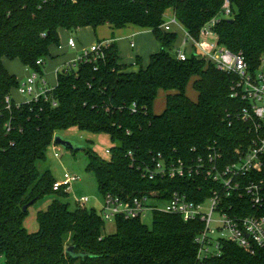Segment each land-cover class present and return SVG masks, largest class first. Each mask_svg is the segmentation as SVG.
<instances>
[{"label":"trees","instance_id":"obj_1","mask_svg":"<svg viewBox=\"0 0 264 264\" xmlns=\"http://www.w3.org/2000/svg\"><path fill=\"white\" fill-rule=\"evenodd\" d=\"M225 1L0 0V124L11 119L13 125L11 133H0V253L5 264H264V251L253 255L229 242L222 243L219 257L200 261L195 238L204 224L161 212L153 214L151 226L118 217L116 233L107 236L97 210L57 199L39 212L37 232L24 228L29 208L42 198L68 196L64 189L53 190L55 179L51 172L41 174L38 163L45 160L55 135L71 129L106 135L118 143L109 160L85 150L87 170L95 175L103 197L127 200L161 192L159 198L167 199L179 192L201 202L210 196L215 185L202 177L151 181L142 171L159 156L195 162L212 145L231 158L253 136L252 124L237 118L245 104L230 97L234 76L195 53L178 60L171 55L178 34L162 29L164 15L173 10L189 36L199 40L202 28L221 16ZM229 1L233 15L220 17L218 45L242 53L256 70L264 58V0ZM107 25L151 30L161 50L151 55L146 68L134 72L111 42L103 48V58L59 71L47 100L7 108L6 97L20 83L4 59L19 60L41 73L36 63L60 46V30L73 33ZM192 80L197 102L186 94ZM160 91L168 93L166 108L156 115L153 107ZM71 246L90 257L72 259L66 254Z\"/></svg>","mask_w":264,"mask_h":264},{"label":"built area","instance_id":"obj_2","mask_svg":"<svg viewBox=\"0 0 264 264\" xmlns=\"http://www.w3.org/2000/svg\"><path fill=\"white\" fill-rule=\"evenodd\" d=\"M70 1L76 3L79 0ZM232 15L230 1L226 0L220 17L230 19ZM220 17H215L202 28L199 40L193 39L185 31L184 48L177 49L176 57L180 61H186L192 54H188L185 47L191 45V51L198 58L205 59L215 64L218 70L234 76L230 97L245 104L237 112V118L252 124L253 136L249 144L236 148L231 158L225 157L219 147L212 145L209 153L195 162L166 160L159 156L154 159L152 167L143 169L142 177L151 181L165 182L195 177L210 181L215 187L211 188L210 196L201 202L190 200L187 194L179 192H173L167 199L159 198L161 192H153L154 196L146 194L127 200L107 194L98 210L104 221L118 217L143 221L149 215L153 217L155 212L177 215L185 222L201 221L204 224L203 229L195 238L200 261L219 257L224 242L234 243L253 255L264 251V58L259 67L252 70L242 53L233 54L220 47L215 30ZM164 18L166 22L162 29L165 32H173L172 27L180 24L174 12L171 17L165 14ZM109 44L99 43L83 49L76 63L64 69H74L79 63L92 57L95 60L97 57L103 58L102 50ZM68 47L76 49V40L73 37L69 39ZM45 62L46 60L40 59L36 63L41 73L28 68V78L15 89L22 97H29L24 103L48 99L53 88L48 87L42 74ZM6 103L8 109L13 105H20L13 100L12 94L6 97ZM12 130L11 119L0 124V133L9 134ZM107 154H111V149L107 150ZM55 156L59 157L57 153ZM78 180V177L65 173L63 181H56L53 190L66 191ZM89 202L88 198L83 197L77 204L86 208ZM90 208L87 209H94ZM3 258L0 253V261Z\"/></svg>","mask_w":264,"mask_h":264},{"label":"rangeland","instance_id":"obj_3","mask_svg":"<svg viewBox=\"0 0 264 264\" xmlns=\"http://www.w3.org/2000/svg\"><path fill=\"white\" fill-rule=\"evenodd\" d=\"M170 13H172L170 12V10L166 12L167 15H170ZM178 26H181L184 29L182 25L178 24ZM133 27L135 26H131V28L128 29L126 28H124L123 30L120 29L119 32H116V36L122 37V43L121 46L119 47V53H121V55H124L126 52H129L131 50L130 49L128 51L129 43L127 41L128 37H126L127 34L130 31H133L136 34L142 33L141 36L137 38L129 39V42L135 41L136 43V49L134 52L131 51V53H133L134 55L139 54L141 57V59L139 60L137 59L136 61L137 65L136 64L130 65L129 70L139 71L141 68L147 67V60H148L147 56L159 52L161 48H159L158 41L156 40L155 36L151 31L137 30L136 29L137 27L135 28ZM102 29L103 28H101V32L98 29L99 30L98 36H100V38H102L101 37L102 33H106L107 31L105 30L107 28H104L103 30ZM172 30L173 32L178 33L177 43L174 49L171 51V55L176 56L177 49L179 47L184 48L183 47V43L185 39L183 34L184 31L180 30L176 25L172 27ZM66 32L67 33L61 36V40H60L61 48L68 39V37H70V35L73 36L75 40L78 38L83 42L84 44L83 49H86L87 47H88L87 49H89L91 46L90 44L96 42L98 39V37H96L95 35V30L91 27L82 28L80 31L77 32L74 31L73 33L67 30ZM55 49L58 50V48H53L52 51ZM185 49L187 50L188 54L190 53L193 54V52L191 51V45H187ZM54 53H56V51ZM73 54L76 55L75 52H72L69 49L64 48V51L58 53V56L55 57L54 59L52 58L45 59L46 60L45 67L48 70L49 74L50 71L52 73V71H54L61 63L65 61L64 58L66 60L72 59L74 57ZM74 69L77 70V67H75ZM52 81H53V76H50L48 78L49 88H51V86L53 85ZM193 82L194 80H192L187 86L186 93L187 96L193 102H197L198 93L195 91L193 87ZM13 91H14L13 94L12 93L11 94L17 95L18 92L16 90ZM167 94H168L167 92L161 91L160 94L158 95L153 107V111L156 115H160L164 112L166 108ZM21 98L28 99L29 97H21ZM57 136H60L64 140L71 141L72 143H74L75 148L78 149V151L74 153L72 150H68L63 146L55 145L54 143H52L47 150L45 160L38 163V170L40 171L41 174H44L45 172H51L53 178L57 182L63 181L65 173H70L78 177L79 180L73 183L70 186V188L66 189L65 192L68 193V196L60 197L57 194L47 195L44 198H42L38 203H36L34 206L29 208L28 214L24 219V228L29 233L37 232L39 230L38 214L39 212H45L54 200L59 199L64 203H69L71 207H75L79 199L86 197L90 201L89 204L86 205V208L91 209L90 207H92L97 211L101 208L104 202V197L99 191V187L95 175L87 170V167L89 165V157L86 154L85 150L91 149L103 159L109 160L110 155L107 154V150L118 145V143H113L110 137L106 135H98L89 132H83L78 129H73V130L71 129L66 132L65 131L59 132L55 135V138ZM56 153L59 155L58 158L55 156ZM160 205H163V203H160ZM143 222L146 225L151 226L152 216L149 215L147 218L143 220ZM116 230H117V226L115 220L105 221L104 231H103L104 235L107 236L113 235L116 233ZM218 236H221V234H219ZM0 264H5V258H3L0 261Z\"/></svg>","mask_w":264,"mask_h":264},{"label":"crops","instance_id":"obj_4","mask_svg":"<svg viewBox=\"0 0 264 264\" xmlns=\"http://www.w3.org/2000/svg\"><path fill=\"white\" fill-rule=\"evenodd\" d=\"M170 12H172V13H170V15H168L169 17H171L172 16V14H173V11H171L170 10ZM177 26V25H176ZM180 30H182V31H184V38H185V36H186V32H185V30L181 27V26H177ZM101 28H107V29H105V30H107L106 31V33H102V35H101V37L102 38H100V36H98V32H99V30H100V32H101ZM128 28H131V26H128V27H126V29H128ZM133 28H135V27H133ZM99 29V30H98ZM98 29H96L95 30V35H96V37H98V39H97V41L96 42H94V43H92V44H90L91 46L90 47H92V46H94V45H96V44H99V43H111V42H115L116 44H117V47H118V50H119V47L121 46V43H122V37H117L116 36V32H119V30H116V29H113L111 26H102V27H99ZM102 29V30H103ZM137 30H148V29H141V28H136ZM81 30V29H80ZM80 30H78V31H80ZM121 30H123V29H121ZM130 31V30H129ZM148 31H151V30H148ZM137 32H140V31H137ZM152 32V31H151ZM60 40H61V36H63L65 33H67L66 32V30H60ZM175 33H177V32H175ZM142 34V33H141ZM141 34H136L135 32H133V31H130L128 34H127V36L126 37H128V39H127V41H128V43H129V45H128V51L129 52H126L124 55H121V53H119L120 54V58L122 59V63L123 64H126V65H134V64H136V61H137V58L139 57L140 59H141V57H140V55L139 54H136V55H134L133 53H131V51L132 52H134L135 51V49H136V43H135V41H132V42H129V39H134V38H137V37H139V36H141ZM178 34V33H177ZM73 36H71L70 35V37H68V39L66 40V42L64 43V45L62 46V48H61V44H60V46H58V47H54V48H58V50L57 49H55V50H53L52 51V49H51V52H50V57H48L49 59L50 58H52V59H54L55 57H57L58 56V53H61L62 51H64V48H67V49H69L70 51H72V52H75L76 53V55H74L73 54V58L72 59H68V60H66L65 58H64V62L63 63H61L54 71H52V73H51V71H50V74H49V72H48V70L46 69V67L44 66V68H43V72H42V74H43V77H44V79H45V81H46V83L49 85V82H48V78L50 77V76H53V81H52V83H53V85L51 86V88H54L55 86H56V84H57V74H58V72L59 71H61L62 69H64V67H67V66H71V65H74L75 63H76V61H77V59H78V57H79V55L81 54V51L83 50V48H84V44H83V42L80 40V39H76V49H71L70 47H68V42H69V39L70 38H72ZM125 41V40H124ZM127 43V44H128ZM177 43V42H176ZM132 45H134V46H132ZM158 45H159V48H161V46H160V44H159V42H158ZM88 48V47H87ZM86 48V49H87ZM180 48V47H179ZM56 51V53H54ZM155 51H158V50H155ZM138 55V56H137ZM151 55H153V54H150V55H148L147 56V65L149 64V61H150V57H151ZM142 62V61H141ZM3 63H4V66L6 67V69L8 70V72L11 74V75H14L16 78H17V81L19 82V83H21V82H24V81H26V79L28 78V76H29V70H28V68H26L19 60H14V61H11V60H8V59H4L3 60ZM47 65V64H46ZM54 72V73H53ZM134 72H137V71H134ZM14 92V91H13ZM13 92H12V94H13ZM161 92V91H160ZM160 92H159V94H160ZM164 92V91H163ZM187 94V93H186ZM19 96H21V95H18V93H17V95H12V98H13V100L16 102V103H18V104H21V103H24L25 102V100L26 99H24V98H21V97H19Z\"/></svg>","mask_w":264,"mask_h":264},{"label":"water","instance_id":"obj_5","mask_svg":"<svg viewBox=\"0 0 264 264\" xmlns=\"http://www.w3.org/2000/svg\"><path fill=\"white\" fill-rule=\"evenodd\" d=\"M54 144L55 145H60V146H63L65 147L66 149H70V150H74V151H77L78 149L75 148V145L74 143H72L71 141H67V140H64L62 137L60 136H57L54 140ZM29 205L25 206L24 207V210L26 211L28 209ZM66 254L68 256H70L72 259L74 260H84L88 255L85 254V253H77L76 252V248L74 246H71V247H68L66 249ZM90 257V256H88ZM92 257V256H91Z\"/></svg>","mask_w":264,"mask_h":264}]
</instances>
